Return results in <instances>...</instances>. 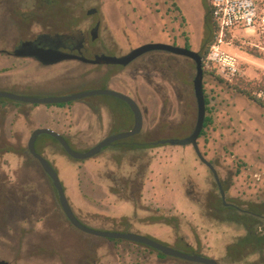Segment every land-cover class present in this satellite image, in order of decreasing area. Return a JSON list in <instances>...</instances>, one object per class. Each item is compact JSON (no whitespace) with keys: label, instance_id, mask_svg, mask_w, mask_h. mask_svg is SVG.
Returning <instances> with one entry per match:
<instances>
[{"label":"flooded vegetation","instance_id":"1","mask_svg":"<svg viewBox=\"0 0 264 264\" xmlns=\"http://www.w3.org/2000/svg\"><path fill=\"white\" fill-rule=\"evenodd\" d=\"M157 1L154 11L161 12L162 18L181 23L183 20L181 16L178 20L176 14L171 15L167 0ZM113 15L114 17L121 15L120 10L116 7L108 9L106 0H0V91H4L2 88L17 85L36 86L41 73L55 67L63 74H78L95 80L103 86L101 88L122 92L110 82L120 70L132 67L135 82L138 83V79L144 82L159 99V116L155 120L158 122L157 126L153 122L147 125L148 106L133 98L142 112L141 131L130 137L112 141L95 155L100 157L105 171H113L115 167H120L119 169L128 172L121 174V177L109 175L99 180L96 185L101 193L96 198L90 195L92 185L90 182L86 189L80 188L81 181L78 179L59 178L60 183L73 215L78 222L88 228H92L89 226L90 223L99 226H103L104 223L108 228L124 225L126 229L124 232L146 234L144 236L148 237L159 234L158 232L149 234L151 230L148 228L154 222H159L169 226L173 240L184 241L182 236H177L176 216L173 218L163 212L165 207L163 204L168 203L171 194L166 193L164 189L162 192L159 191L160 180L156 182L157 179L146 178L145 175L147 168L154 173L152 168L155 159L151 149L163 147L164 151H167V147L180 146L171 144L168 140L184 138L190 134L171 136V132L183 128L185 121L177 124L171 121L173 100L170 84L172 64H175L173 62L179 63L181 58L191 59L164 50H152L134 58L127 65L91 62L100 56L120 57L144 43L153 42L145 41L124 50L122 42L127 40L111 34L113 25L111 22L117 25ZM183 41L187 44L185 39ZM173 45L176 46L175 43ZM201 48L203 49L202 43ZM39 49L60 51L78 57L44 63L37 56ZM13 68H18L21 72L19 78L12 76L10 71ZM174 73L176 75L177 71ZM85 98L79 100L83 101ZM76 101L78 100L63 105ZM100 109V104L86 103L85 113L99 119V127L103 129L104 134L102 139H105L117 134L112 131L114 114L107 110V119L102 121L104 115ZM129 112L132 121L127 130L131 129L134 121L130 108ZM10 151L13 150L0 148V152ZM201 153L216 170L225 197L223 202L212 171L197 157L205 167L206 173L210 174L209 180L215 190V194L213 193L215 201L208 206L202 205L200 199L196 198L197 209H200L199 213L202 216L227 223L230 226V239L220 246H202V243L192 244L184 241L192 251L187 254L212 258L217 264H264V190L258 188L256 193L249 194L246 198L228 195L231 184L220 176L215 163L207 159L204 152ZM168 157L170 159L171 156ZM42 172L46 176L45 183L50 188V196L39 194L37 189L26 188L31 187L30 185L17 186L6 179H0V264H123L122 259L116 256L117 250L149 247L125 239L101 236L98 237L103 240L87 248L77 247L73 240L82 236L81 234H87L83 237L84 242L87 237L97 235L84 232L72 224L62 209L53 181L43 170ZM233 176L239 174H232L231 179ZM172 177L178 183L182 180L192 181V176L187 173L177 172ZM179 190L180 194L176 199L180 202L187 199V194L194 193L195 187ZM123 203L131 205L128 213L117 209ZM167 209L170 212L169 207ZM184 211L185 209H179V215H184ZM236 228L240 230L238 236L233 232ZM99 231L121 232L116 229ZM123 241L129 242L122 243ZM142 250L148 251L147 248ZM157 252L158 254L150 259L146 257L147 255H142L141 260L145 261L147 258L146 264H172L164 261L168 255Z\"/></svg>","mask_w":264,"mask_h":264},{"label":"rangeland","instance_id":"2","mask_svg":"<svg viewBox=\"0 0 264 264\" xmlns=\"http://www.w3.org/2000/svg\"><path fill=\"white\" fill-rule=\"evenodd\" d=\"M167 1L170 4L171 15L176 14L178 20L179 16L183 18L180 24L178 21L172 22L167 18H162L161 12L154 11L157 0H106L108 9L116 7L120 10L121 15L118 17L113 15L117 25L111 22L113 24L111 34L127 40V43L122 42L124 50L145 41H163L171 45L175 43L180 47L185 45L184 47L201 54L203 50L201 48L202 38L204 32L208 30V23L205 21L208 9L207 1ZM174 39L176 40L174 41ZM183 39L187 44H184ZM229 41L230 44L223 46V49L237 55L244 72V75L237 80L245 82L249 88L254 90V95L264 98V49L260 48L263 46V35L258 31L252 33L237 30ZM173 63L175 64H172L170 84L173 106L170 118L176 124L181 121L185 122L183 128H177L171 132V136H183L192 131L196 118V102L191 82L195 68L194 62L185 58L179 59V63ZM173 70L177 71L176 75ZM10 72L12 76L18 78L21 73L18 68H13ZM134 74L132 67H125L113 76L110 84L141 104H146L149 108L147 117L149 124L147 125L153 122L157 126L158 122L155 120L159 116V99L144 82L138 79V83H136ZM180 81L186 83L182 84ZM101 87L103 86L91 78L78 74L66 75L54 67L41 73V78L37 81L36 86L17 85L2 88V90L32 97H60ZM257 88H262L263 91L258 92ZM203 91L208 100L205 117H209L211 122L203 128V134L198 138L201 152H204L205 157L215 163L220 176L231 184L228 195L246 198L249 194L256 193L258 188L263 191L264 108L246 96L237 93L228 83L219 82L213 76L205 73ZM0 100L5 101L0 102V148L13 150L7 153L0 152V179H6L17 186L30 185L31 187L26 188L37 189L39 194L44 196L51 195L50 188L45 183L46 176L38 162L26 149L27 140L35 128L46 127L60 133L73 150L82 153L104 136L103 129L99 127V119L85 113L86 103L101 105L100 110L104 115L101 118L102 121L107 119V110L112 111L114 114L113 132L127 131L132 121L125 102L109 95L88 96L83 101L78 100L63 106L29 104L5 98H0ZM87 122L88 125H86ZM155 130L157 129L155 128ZM35 149L47 159L60 179H78L81 181V189H86L90 182L92 184L90 195L95 198L101 193L100 188L96 185L99 180L109 175L121 177V174L128 172L119 169L120 167H115L113 171H105L99 156L85 160L73 159L62 151L60 145L52 137L46 134H40L37 137ZM167 149L164 151L163 147H159L150 150L155 159L152 168L154 173L147 168L145 177L157 179L156 182L160 180L159 191L162 192L164 189L166 193L171 194L168 203L163 204L165 205L163 212L171 217L176 216L175 219L178 220L176 223L178 226L177 236H182L184 241L192 244L202 243V246L226 244L230 239V226L214 218L202 216L199 213L200 209H197V197L204 206L215 201V190L209 180L211 179L210 174L206 173L205 167L197 159L190 145L167 147ZM168 156H171L170 159ZM165 157H167L166 160ZM177 172L189 174L192 176V181L182 180L178 183L172 177ZM232 174H239V176H233L231 179ZM229 179L231 180L229 181ZM40 180L41 182H39ZM191 187H195V192L187 194V199L179 202L176 199L180 194L179 189L184 191V188L189 190ZM145 194L147 195V192ZM117 209L128 213L131 210V205L123 203ZM179 209H185V214L179 215ZM119 210L117 211L119 212ZM102 225L105 228L97 224H89L90 227L98 230L126 231L124 225L115 228H108L104 223ZM148 228L151 230L149 234L159 233L158 235H147L148 237L178 251L192 252L184 241L173 240L172 230L169 226L154 222ZM233 232L238 236L240 230L236 228ZM81 235L73 240L77 247L87 248L103 240L101 237L88 235L89 237L84 242L83 237L87 234ZM127 242L129 241L122 243ZM142 248H147V254L151 253L153 256L158 254L156 250L149 247L142 246ZM122 249V251L117 250L116 256L122 259L123 264H146L147 260H141V256L144 255L141 250ZM164 261L172 264H198L173 256H166Z\"/></svg>","mask_w":264,"mask_h":264},{"label":"water","instance_id":"3","mask_svg":"<svg viewBox=\"0 0 264 264\" xmlns=\"http://www.w3.org/2000/svg\"><path fill=\"white\" fill-rule=\"evenodd\" d=\"M152 50L168 51V52H171L177 55L188 57L194 62L195 74L192 79V88H193V94H194V98L196 102L195 123L189 135H187L184 138L171 139L168 141L169 143L174 144V145H191L192 146L198 159L204 164H206L212 171L214 179L216 180V183L219 189L220 196L224 202V197H225L224 191L218 179L216 170L211 165V163L204 158V156L200 152L198 142H197L203 130V127H204L205 112H206V103H205V96H204V91H203L204 72H203V67H202V56L197 51H193L186 47H180V46H175V45L161 43V42H149V43H144L132 49L126 55H123L120 57L100 56L97 59L92 60L91 62L127 65L134 58L140 56L141 54L145 52L152 51ZM37 56L44 63H49L52 61H60L63 59H72V58L78 57L76 55H71V54H67V53L60 52V51H54L50 49L48 50L39 49L37 52ZM93 95H109V96L116 97L117 99L125 102L133 114L134 121H133V125L131 129L125 132H121V133H117L115 135L109 136L105 139H102L101 141L96 143L94 146L89 148L87 151L82 152V153L76 152L75 150H73L69 146L65 138L60 133L50 128H46V127L35 128L31 132L27 140L26 149L28 153L38 162L42 170L53 181V185L56 188L58 195H59L60 204L66 216L70 219V221L72 222L74 226H76L77 228L81 229L84 232H88L93 235H97L101 237H108V238H115V239H125L129 241L141 243V244L149 246L152 249L159 251L160 253L164 255L173 256V257L181 258V259L192 261V262H197V263H202V264H217V262L212 258H206L203 256H199L195 254H187L185 252L178 251L170 246L161 244L144 235L130 233V232L99 231V230L88 228L82 225L75 218L70 206L67 203V200L65 198L64 191L62 189L60 179H59L57 172L51 166V164L47 161V159L44 158L40 153L36 151L35 141L37 137L40 134H46L54 138L58 142V144L61 146L63 151L69 157L76 159V160H85V159L91 158L95 156L96 154H98L103 147L109 145L112 141L127 138V137H130L132 135L139 133L142 129V112L138 104L136 103V101L130 95L119 92V91H115L112 89H108V88H97L93 90H87L84 92H76V93H72V94H69L66 96H60V97H32V96L15 94V93L8 92V91H0V98H7L10 100L21 101V102L29 103V104H46V105L63 104L69 101L83 99L85 97L93 96Z\"/></svg>","mask_w":264,"mask_h":264},{"label":"built area","instance_id":"4","mask_svg":"<svg viewBox=\"0 0 264 264\" xmlns=\"http://www.w3.org/2000/svg\"><path fill=\"white\" fill-rule=\"evenodd\" d=\"M215 23L213 41L202 57V67L211 70L224 82L232 83L244 75L237 55L228 53L223 46L230 44V37L237 31L263 35L264 49V0H206Z\"/></svg>","mask_w":264,"mask_h":264},{"label":"trees","instance_id":"5","mask_svg":"<svg viewBox=\"0 0 264 264\" xmlns=\"http://www.w3.org/2000/svg\"><path fill=\"white\" fill-rule=\"evenodd\" d=\"M205 21H207L208 23V30L204 32V37L202 40V45H203V51L201 52V56L203 57L205 55V53L207 52L209 46L211 45L212 41H213V31L215 29V23L213 22V19L210 15L209 9H207V13H206V17H205ZM203 72L205 74H209L211 76H213L214 78H216L219 82H223L222 79H220L218 76H216L211 70H205L203 69ZM239 82V83H238ZM227 83V82H226ZM228 85L234 89L237 93H240L244 96H246L249 100H252L254 103H256L258 106L264 108V98H261L259 96H256L253 94L254 90H252L251 88H249L247 86V84L245 82H240L238 80L232 82V83H228ZM258 92L263 91L262 88H257ZM264 92V91H263ZM205 96V103H208V100ZM58 106H61L63 104H57ZM211 122V119L209 117H205V121H204V127L209 124ZM201 134H203V131L201 132ZM56 143H58L55 139H53ZM61 147V146H60ZM62 149V148H61ZM63 151V149H62ZM64 152V151H63ZM65 153V152H64ZM161 254V253H160ZM163 255V254H161Z\"/></svg>","mask_w":264,"mask_h":264},{"label":"crops","instance_id":"6","mask_svg":"<svg viewBox=\"0 0 264 264\" xmlns=\"http://www.w3.org/2000/svg\"><path fill=\"white\" fill-rule=\"evenodd\" d=\"M164 175H165V174H164ZM166 176H167V175H166ZM166 179H167V178H166ZM168 179H169V176H168ZM132 249H133V248H132ZM134 249H138V251L141 250V251L143 252L142 248H134ZM143 254H144V255H147L146 257H148V259H150L151 257H153V255H149V254H147L146 251H144ZM146 259H147V258H146ZM146 259H144V260H146Z\"/></svg>","mask_w":264,"mask_h":264}]
</instances>
